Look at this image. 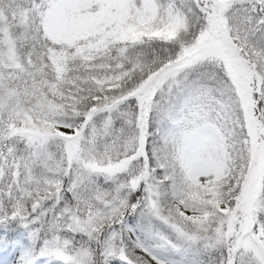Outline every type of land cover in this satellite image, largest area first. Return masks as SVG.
<instances>
[{
    "label": "snow or ice",
    "instance_id": "snow-or-ice-1",
    "mask_svg": "<svg viewBox=\"0 0 264 264\" xmlns=\"http://www.w3.org/2000/svg\"><path fill=\"white\" fill-rule=\"evenodd\" d=\"M0 264H264V0H0Z\"/></svg>",
    "mask_w": 264,
    "mask_h": 264
}]
</instances>
